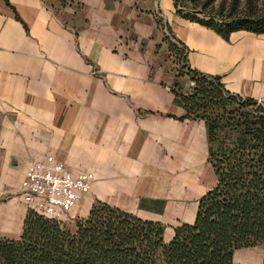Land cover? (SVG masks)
Returning a JSON list of instances; mask_svg holds the SVG:
<instances>
[{"label": "crops", "instance_id": "obj_1", "mask_svg": "<svg viewBox=\"0 0 264 264\" xmlns=\"http://www.w3.org/2000/svg\"><path fill=\"white\" fill-rule=\"evenodd\" d=\"M166 31L191 70L264 102V33L224 38L178 16L173 0H0V238L22 233L32 161L94 174L69 222L96 201L165 225L166 242L195 222L217 176L205 121L177 101L187 77ZM233 264H264V244Z\"/></svg>", "mask_w": 264, "mask_h": 264}, {"label": "trees", "instance_id": "obj_2", "mask_svg": "<svg viewBox=\"0 0 264 264\" xmlns=\"http://www.w3.org/2000/svg\"><path fill=\"white\" fill-rule=\"evenodd\" d=\"M243 1L173 0L178 16L224 38L237 30L264 33V10L241 8ZM165 41L181 64L178 77L196 79L191 94L175 83V95L186 117L205 121L217 176L195 222L175 228L166 242L165 225L101 201L71 228L28 211L18 239L0 238V264H233L237 250L264 244V106L230 94L219 77L197 74L185 50Z\"/></svg>", "mask_w": 264, "mask_h": 264}, {"label": "built area", "instance_id": "obj_3", "mask_svg": "<svg viewBox=\"0 0 264 264\" xmlns=\"http://www.w3.org/2000/svg\"><path fill=\"white\" fill-rule=\"evenodd\" d=\"M169 37L180 49L168 31ZM186 53V51H185ZM191 94L196 87V79L187 77ZM257 103L264 106L262 100ZM95 176L92 172H75L62 163L32 161L28 164L21 183L20 199L26 212L32 211L45 218L61 221L88 195ZM3 203L0 200V216Z\"/></svg>", "mask_w": 264, "mask_h": 264}, {"label": "rangeland", "instance_id": "obj_4", "mask_svg": "<svg viewBox=\"0 0 264 264\" xmlns=\"http://www.w3.org/2000/svg\"><path fill=\"white\" fill-rule=\"evenodd\" d=\"M248 6L250 7H256L258 10H264V0H244L242 2V6L241 8H249ZM182 87V90L183 91H187L189 88H190V84H189V81H188V78H187V81L186 83L184 82L183 83V86ZM220 113H223L222 111H220ZM217 114V113H216ZM69 219L68 216L62 218L63 222L68 224V227L71 228L72 226V223L69 222Z\"/></svg>", "mask_w": 264, "mask_h": 264}]
</instances>
